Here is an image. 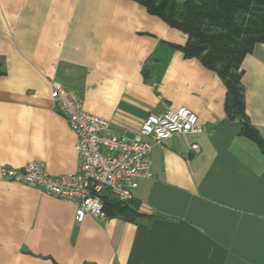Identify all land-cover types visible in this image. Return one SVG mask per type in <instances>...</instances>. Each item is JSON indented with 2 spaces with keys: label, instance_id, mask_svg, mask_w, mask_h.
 Here are the masks:
<instances>
[{
  "label": "crops",
  "instance_id": "0c3cea01",
  "mask_svg": "<svg viewBox=\"0 0 264 264\" xmlns=\"http://www.w3.org/2000/svg\"><path fill=\"white\" fill-rule=\"evenodd\" d=\"M188 39L137 0H0V168L78 170L53 80L129 138L181 107L200 126L154 147L133 219L77 222L74 204L0 178V264H264V43L242 62V117Z\"/></svg>",
  "mask_w": 264,
  "mask_h": 264
},
{
  "label": "built area",
  "instance_id": "2783aa9c",
  "mask_svg": "<svg viewBox=\"0 0 264 264\" xmlns=\"http://www.w3.org/2000/svg\"><path fill=\"white\" fill-rule=\"evenodd\" d=\"M52 88L57 110L76 135L78 170L51 175L42 161L32 160L23 168L2 165L0 178L37 187L47 195L74 204L77 222L88 215L106 220L107 194L123 202L134 199L140 180L153 178L154 147L200 127L197 113L181 107L161 114L150 113L140 127L139 136L129 138L113 132L109 119L87 111L77 91L58 80L52 81Z\"/></svg>",
  "mask_w": 264,
  "mask_h": 264
},
{
  "label": "trees",
  "instance_id": "16d2710c",
  "mask_svg": "<svg viewBox=\"0 0 264 264\" xmlns=\"http://www.w3.org/2000/svg\"><path fill=\"white\" fill-rule=\"evenodd\" d=\"M147 10L189 36L187 55H196L225 80L231 115L245 113L242 62L264 43V0H137ZM1 74V70H0ZM264 151V143L259 141ZM108 216L133 219L138 204L105 195Z\"/></svg>",
  "mask_w": 264,
  "mask_h": 264
}]
</instances>
